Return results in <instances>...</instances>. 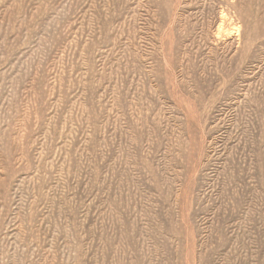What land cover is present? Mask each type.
Listing matches in <instances>:
<instances>
[{
    "label": "rangeland",
    "instance_id": "obj_1",
    "mask_svg": "<svg viewBox=\"0 0 264 264\" xmlns=\"http://www.w3.org/2000/svg\"><path fill=\"white\" fill-rule=\"evenodd\" d=\"M0 264H264V0H0Z\"/></svg>",
    "mask_w": 264,
    "mask_h": 264
}]
</instances>
